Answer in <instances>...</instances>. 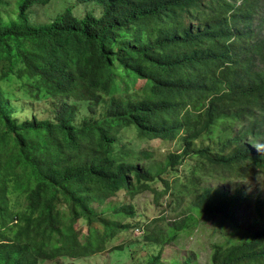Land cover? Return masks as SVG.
<instances>
[{
    "label": "trees",
    "instance_id": "obj_1",
    "mask_svg": "<svg viewBox=\"0 0 264 264\" xmlns=\"http://www.w3.org/2000/svg\"><path fill=\"white\" fill-rule=\"evenodd\" d=\"M50 1L22 0L8 22L0 12L1 78L34 88L53 115L19 122L0 98V264L88 258L135 230L159 249L145 264H163V249L191 231L188 215L234 221L240 192L205 181L264 184V0H79L103 14L67 7L26 22ZM123 129L180 147L156 161L120 147ZM121 193L155 205L169 195L187 216L140 222L133 206L107 205ZM255 216L245 237L212 246L209 264H264L263 202ZM172 264L196 262L187 253Z\"/></svg>",
    "mask_w": 264,
    "mask_h": 264
},
{
    "label": "rangeland",
    "instance_id": "obj_2",
    "mask_svg": "<svg viewBox=\"0 0 264 264\" xmlns=\"http://www.w3.org/2000/svg\"><path fill=\"white\" fill-rule=\"evenodd\" d=\"M22 0H2L0 5L1 17L4 21L15 20L18 14V5ZM67 7H71L74 16L83 18L87 14H92L100 17L103 14V8L94 2L82 3L79 0H51L46 5H34L26 11V22L30 25L37 26L51 22L55 17L61 14ZM1 67V64H0ZM133 79H136L135 77ZM145 85L144 80H136L131 89L139 90ZM126 87V82L119 84V91L123 92ZM0 98L7 101L13 109V117L19 122L34 118L38 120H50L52 112L50 105L46 99H39L36 90L30 86L24 85L15 79L7 82L1 78L0 73ZM82 114H87L85 110ZM121 142L119 146H127L131 151H146L154 154L156 161H162L163 157L168 153L178 151L180 145L164 144L161 141L149 142L141 140L136 134V131L123 129L120 133ZM206 145V144H204ZM123 149H117L116 152L121 154ZM117 159L120 155L114 154ZM144 165V164H142ZM175 179L170 177V183L174 184ZM206 186L219 187L226 192H240L237 206L235 210L234 221H224L219 217L217 219H206L199 217L195 220L194 215H183L185 205L182 201H178L180 209L175 204L170 206L172 199L169 195L164 197L155 205L154 197L148 193L141 195L135 200L130 201L124 193H121L116 198L107 202L112 205L128 204L135 208L141 216L138 221L147 222L157 221L155 227L162 228L166 221L174 220L177 216L183 219L187 216L188 227H192L188 233H183L179 236V240L168 245L163 249L162 262L163 264H172L175 260H182L183 256L189 253L195 260L196 264H209V256L212 246L225 241L232 233L234 239L245 237L248 233V226L255 219V212L260 203H264V184L247 182L240 178L230 177L221 182L217 178H208L205 181ZM192 191V189L190 188ZM242 190V191H240ZM171 194V193H170ZM107 209L106 205L102 210ZM165 219V222L163 221ZM237 225H240L239 227ZM84 235H87L85 226L79 227ZM235 232V234H234ZM125 249L120 251V247ZM158 252L159 249H149L148 243L141 232L135 230L134 233L122 234L118 239L103 253L93 255L88 258L72 260L59 258L54 261L40 262V264H145L147 255L152 252Z\"/></svg>",
    "mask_w": 264,
    "mask_h": 264
},
{
    "label": "clouds",
    "instance_id": "obj_3",
    "mask_svg": "<svg viewBox=\"0 0 264 264\" xmlns=\"http://www.w3.org/2000/svg\"><path fill=\"white\" fill-rule=\"evenodd\" d=\"M258 148H260V147H258Z\"/></svg>",
    "mask_w": 264,
    "mask_h": 264
}]
</instances>
